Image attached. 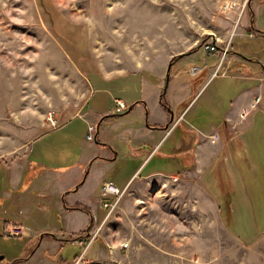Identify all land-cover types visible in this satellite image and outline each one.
Listing matches in <instances>:
<instances>
[{
	"label": "rangeland",
	"instance_id": "obj_1",
	"mask_svg": "<svg viewBox=\"0 0 264 264\" xmlns=\"http://www.w3.org/2000/svg\"><path fill=\"white\" fill-rule=\"evenodd\" d=\"M241 34L246 38L239 37ZM205 45L215 47V51L207 54ZM197 49H201L200 59L213 67L226 60L196 107L208 106V98L214 99L206 117L218 125L231 101L259 84L241 79L246 72L239 63L257 62L249 68L250 75L264 79V0H0V197L2 193H15L8 180L16 170L22 172L25 168L28 146L84 111L91 91L89 81L97 87L101 79L97 64L102 63L107 72H140L155 60L174 63ZM224 51L228 54L224 55ZM182 68L188 69V65H175L172 75L178 71L184 74ZM108 94L113 98L119 95L107 89L98 95L105 106L112 107L115 99ZM260 97L263 101L257 108H246L240 114L242 120L246 110L257 111L245 122L254 121L255 127L240 138L258 143V147L250 148L259 151L258 156L253 153V161L264 165V96ZM128 109L127 106L118 114ZM222 128L224 139L234 137L224 121ZM190 159L194 160V156ZM188 165L181 162L179 168L189 169ZM108 179L101 178V184ZM97 183L96 178L90 181L80 197L92 209H101V219L105 220L109 211L103 208L102 201L107 197L102 194L104 184ZM207 184L217 189L211 176ZM25 189L21 188L19 194H24ZM154 191L147 201L137 203L131 220L123 211L127 195L117 208L119 213L112 214L113 229L109 222L102 228L90 227V236L97 233L98 237L83 255L87 260L81 263L77 262L80 258L75 259L81 257L88 240L91 244V238L80 240L84 234L71 237L62 232L64 237L60 239L67 242L57 252L37 255L34 252L40 239L33 237L39 230L48 233L51 227L62 229V218L55 213H35L37 202L36 206L22 203L20 208L13 201L8 205L0 202V264H47L48 257L53 264H92L93 260L95 264L157 263L156 258L135 260L128 252L109 258L110 246L115 251L130 243L124 236L129 234L130 223L136 235L133 246L163 248V264H264V234H254L264 227L251 226V231L230 227L225 225L230 221L223 213L222 226L214 225V221L206 226L198 221L192 223L183 214L185 211H180L183 206L179 214L171 215L168 206L162 205L165 193ZM216 194H212L214 198L221 197ZM259 197H254L253 206L256 214H263L264 202ZM34 213L40 217L37 222L32 220ZM6 221L23 227L31 238H22L23 232L17 237L7 235ZM244 229L249 230L248 235L253 234L251 242L236 233ZM96 249L97 255L92 254ZM34 255L37 256L30 261Z\"/></svg>",
	"mask_w": 264,
	"mask_h": 264
},
{
	"label": "crops",
	"instance_id": "obj_2",
	"mask_svg": "<svg viewBox=\"0 0 264 264\" xmlns=\"http://www.w3.org/2000/svg\"><path fill=\"white\" fill-rule=\"evenodd\" d=\"M235 37L233 36V39ZM239 37L245 36L241 34ZM200 50L180 56L174 63L165 64L155 60L140 72L130 70L122 74V69L114 73L107 72L102 63L97 64L102 80L97 82V87L89 81L91 91L83 107L84 111L65 121L59 128L44 133L28 146L29 152L24 160L26 170H16L8 180L15 193H2L0 202L8 205L9 201H13L19 208L22 203L36 206L37 202L39 206L37 209L35 207V213L36 210L38 214L45 213L47 216L55 213L59 219L62 218V229L51 227L48 233L39 230L33 237L40 239L34 253L45 256L51 251L57 252L67 242L60 239L64 237L62 232H67V236L71 237L79 236L90 227L97 228L100 225L102 228L108 222L110 229H113L112 214L115 211L119 213V205L127 195L128 200L123 211L125 217L131 220L132 213L138 207L137 203L147 201L153 190L154 193H165L162 194V205L168 206L171 215L179 214L183 206L180 211L184 210L183 214L187 215L192 223L198 221L206 226L214 221V225L222 226L223 213L226 220L230 221L225 222V225L230 224V227L239 226L249 228L250 231L251 226L264 227V213L256 214L253 206L257 194L264 202V165L253 161V153L258 156L259 151L250 148L258 147V143L240 138L255 127L254 121L246 125L245 122L257 111L252 112L245 120L240 119V114L246 108H253L256 99L264 96V79L250 75L249 68L257 62L239 63L241 69L246 72L245 77L241 79L250 84H259L254 88L245 89L231 101L230 107L222 115L221 123L218 121L220 124L216 125L206 117L210 114L208 106L214 99L208 98V106L203 104L200 108L196 107L211 81L219 76L226 60L213 67L206 59H200ZM177 64L188 65V69L182 68V71L189 77L180 71L172 75V69ZM194 68H200L201 72L192 75ZM106 89L119 95L113 98L108 94V97L115 99L112 107L105 106L101 96H98L103 95ZM116 100L123 101L128 106V111L118 114ZM164 102L168 103L170 108H166ZM221 103L224 104V100L221 99ZM223 121L225 127L227 126L234 135L233 138L224 139ZM91 126L96 127L93 141L88 140ZM192 155L194 160L190 159ZM181 162L184 165L193 163L194 167L188 165L189 169L182 170L179 168ZM209 176L214 180L216 190L208 186ZM106 177L109 181L101 184V178ZM94 178L101 186L112 183L125 191L118 209L108 213L105 220L101 219V209H92L82 202L83 198L80 197ZM22 186L26 188L23 191L25 193L19 194ZM215 191L220 194V198H214L212 194H216ZM32 220L37 222L40 217L35 214ZM6 222L7 233L16 224L12 221ZM127 225L130 228L129 234L124 236H127L130 242L128 247L122 246L120 250L113 251L110 246L109 258L115 259L122 252H128L136 257L135 260L139 257L157 259V263L149 261L146 264H163L164 249L143 244L139 247L135 244L133 246L136 238L134 225ZM20 228L23 230L22 238H31L29 234H25L23 227ZM116 228L115 225L114 229ZM259 229L254 233L255 236L264 234V228H261L260 232ZM249 230L244 229L243 232L236 233L243 240L251 242L254 236L248 235ZM90 237L94 243L98 235L96 233ZM47 238H50V241ZM52 243H56V246ZM88 250L85 249L80 259ZM98 251L99 249H96L92 254L97 255ZM36 256H32L30 261ZM47 259V264H53L49 257ZM83 260L87 259L83 257ZM91 260L87 262L91 263ZM95 263L93 260L92 264ZM126 264L135 263L128 261Z\"/></svg>",
	"mask_w": 264,
	"mask_h": 264
},
{
	"label": "built area",
	"instance_id": "obj_3",
	"mask_svg": "<svg viewBox=\"0 0 264 264\" xmlns=\"http://www.w3.org/2000/svg\"><path fill=\"white\" fill-rule=\"evenodd\" d=\"M225 9L228 10L229 9V6H226ZM204 49H205V51L207 53H211V52H214L215 51V47H211L210 45H205L204 46ZM222 53L224 55H226V54H228V51H224ZM200 72H201V69L200 68H194L191 71L192 75L199 74ZM261 101H262V98L261 97H258L256 99V102H255V104H254L253 107H256V105L260 104ZM116 105H117V113H121L124 109L125 110L127 109L126 104L123 103V102L116 101ZM251 113H252L251 111H247L246 110L243 113V115H242V120L247 119ZM95 133H96V127L95 126H91L89 128V136H88V140L89 141H93L95 139ZM102 194L107 197V199H105L103 201V203H102L103 204V208L105 210H108L109 213H110V212H113L115 210V208H117V206L120 203V201L124 198L125 191L120 190L118 187H116L112 183H106L102 187ZM22 232H23L22 228H20L18 226H12L7 231V235L15 236V237L22 236ZM91 244H92V242H91ZM91 244H88L86 246V250L89 249V247L91 246ZM127 247H128V244L124 245V248H127ZM82 260H83V257L80 260H78L77 262L78 263H81L80 261H82Z\"/></svg>",
	"mask_w": 264,
	"mask_h": 264
},
{
	"label": "trees",
	"instance_id": "obj_4",
	"mask_svg": "<svg viewBox=\"0 0 264 264\" xmlns=\"http://www.w3.org/2000/svg\"><path fill=\"white\" fill-rule=\"evenodd\" d=\"M251 9V8H250ZM82 68V67H81ZM82 71H83V69H81ZM164 105L166 106V108L168 107V108H170L169 107V105H168V103H166V102H164ZM27 185H29V184H27ZM86 212H88L87 210H86ZM47 237H48V235H47ZM50 237V236H49ZM91 237L89 236V229L84 233V235H83V238H81L80 240H82V239H90ZM89 242V240L87 241V243ZM82 255V254H81ZM80 258V256H77L76 257V259H75V261H77L78 259Z\"/></svg>",
	"mask_w": 264,
	"mask_h": 264
},
{
	"label": "bare ground",
	"instance_id": "obj_5",
	"mask_svg": "<svg viewBox=\"0 0 264 264\" xmlns=\"http://www.w3.org/2000/svg\"><path fill=\"white\" fill-rule=\"evenodd\" d=\"M262 101H263V100H262ZM262 101H261V103H262ZM261 103H260V104H261ZM258 105H259V104H258ZM258 105H256V107H257ZM256 107H254V108H256Z\"/></svg>",
	"mask_w": 264,
	"mask_h": 264
},
{
	"label": "water",
	"instance_id": "obj_6",
	"mask_svg": "<svg viewBox=\"0 0 264 264\" xmlns=\"http://www.w3.org/2000/svg\"><path fill=\"white\" fill-rule=\"evenodd\" d=\"M0 259H3V258H0Z\"/></svg>",
	"mask_w": 264,
	"mask_h": 264
}]
</instances>
